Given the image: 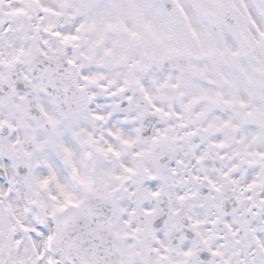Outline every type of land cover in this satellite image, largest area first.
Here are the masks:
<instances>
[{
	"label": "snow or ice",
	"instance_id": "snow-or-ice-1",
	"mask_svg": "<svg viewBox=\"0 0 264 264\" xmlns=\"http://www.w3.org/2000/svg\"><path fill=\"white\" fill-rule=\"evenodd\" d=\"M0 264H264V0H0Z\"/></svg>",
	"mask_w": 264,
	"mask_h": 264
}]
</instances>
